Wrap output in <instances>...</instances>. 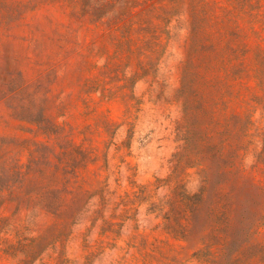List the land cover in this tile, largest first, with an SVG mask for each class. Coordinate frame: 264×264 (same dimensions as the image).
<instances>
[{
  "label": "rangeland",
  "instance_id": "rangeland-1",
  "mask_svg": "<svg viewBox=\"0 0 264 264\" xmlns=\"http://www.w3.org/2000/svg\"><path fill=\"white\" fill-rule=\"evenodd\" d=\"M0 171V264H264V0H0Z\"/></svg>",
  "mask_w": 264,
  "mask_h": 264
},
{
  "label": "trees",
  "instance_id": "trees-1",
  "mask_svg": "<svg viewBox=\"0 0 264 264\" xmlns=\"http://www.w3.org/2000/svg\"><path fill=\"white\" fill-rule=\"evenodd\" d=\"M2 174H4L3 173V171H0V175H2ZM0 179H2L1 177H0ZM73 201L71 202V205H74V200H76L75 198L74 199H72ZM53 213V212H52ZM72 211H69V213H67V215H66V217L65 218H70L71 216H72ZM57 215V214H56Z\"/></svg>",
  "mask_w": 264,
  "mask_h": 264
}]
</instances>
